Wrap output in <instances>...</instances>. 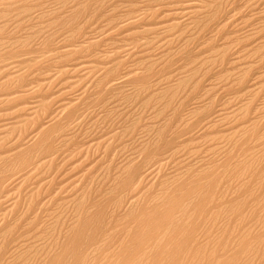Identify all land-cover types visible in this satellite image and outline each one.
Listing matches in <instances>:
<instances>
[{"label":"rangeland","instance_id":"1","mask_svg":"<svg viewBox=\"0 0 264 264\" xmlns=\"http://www.w3.org/2000/svg\"><path fill=\"white\" fill-rule=\"evenodd\" d=\"M0 264H264V0H0Z\"/></svg>","mask_w":264,"mask_h":264}]
</instances>
